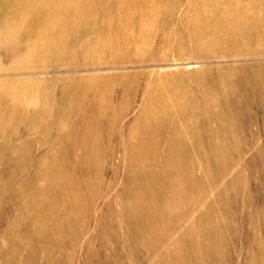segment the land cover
<instances>
[{
    "label": "rangeland",
    "instance_id": "obj_1",
    "mask_svg": "<svg viewBox=\"0 0 264 264\" xmlns=\"http://www.w3.org/2000/svg\"><path fill=\"white\" fill-rule=\"evenodd\" d=\"M80 2L0 0V264H264L248 3Z\"/></svg>",
    "mask_w": 264,
    "mask_h": 264
},
{
    "label": "bare ground",
    "instance_id": "obj_2",
    "mask_svg": "<svg viewBox=\"0 0 264 264\" xmlns=\"http://www.w3.org/2000/svg\"><path fill=\"white\" fill-rule=\"evenodd\" d=\"M243 1L247 2L248 4H247L246 8H243L238 13H236V16L246 20L247 24L245 25L246 26L245 30L247 32L251 33L252 35H255V37L258 39L264 40V0H229V3L232 5L235 3H242ZM25 2L28 5L27 10H30V12H32L35 15V19L37 21L41 20L43 17H41L39 15V13H37L38 9L34 8V6H37V5H40L43 3H49V4L56 5L57 8H55L54 11H52L51 13L61 15L63 18V21L65 23H69L71 18H73L71 16V14H69V11H68L66 5L68 3H76L77 5L79 4L78 6H80V3H81L80 0H25ZM22 12H24L23 8H22ZM82 15L80 14V12H78V14L75 16H76V18H79V19L84 17L85 18L84 20H86V19H89V17L92 16L93 13L87 14L86 12H84ZM9 17H11V16L6 15L5 17H2L0 19V34L5 33V32L10 33L12 31H14L15 29L19 28L17 17H12V18H9ZM47 22H48V20H47ZM47 22L45 21V23H47ZM4 24H8L9 26L5 27V26H3ZM44 27H46V26H44ZM47 32H49V30ZM79 35H80V33H79ZM45 44H47V43H45ZM47 46H49V45H47ZM61 46H64V45L62 44ZM29 60H31V59H29ZM95 109H97V108H95V107L92 108V110H95ZM134 208H130L129 210H127L126 214H127V216H129L131 218V224L133 225V227H135V228L138 227L139 233H140V235H142L144 230H145V228L141 225L142 215L143 216L146 215V216L151 218L154 214H156L157 209L151 210V209H142V208H138V209L135 208L134 209Z\"/></svg>",
    "mask_w": 264,
    "mask_h": 264
}]
</instances>
